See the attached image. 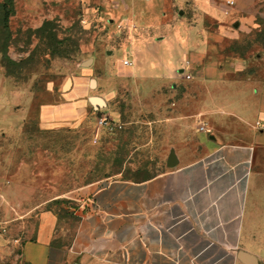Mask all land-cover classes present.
<instances>
[{"label": "rangeland", "instance_id": "1", "mask_svg": "<svg viewBox=\"0 0 264 264\" xmlns=\"http://www.w3.org/2000/svg\"><path fill=\"white\" fill-rule=\"evenodd\" d=\"M127 1L0 0V226L6 228L0 264H21L22 245L33 237L40 211L74 209L107 179H144L200 155L193 128L159 129L152 141L156 121L190 116L198 98L193 82L165 83L159 98L141 97L129 70L117 72L112 62L98 68L104 55L126 51L138 35L137 27L127 32L139 25ZM227 1L142 3L154 4L147 7L153 13L167 4L174 24H154L164 27L172 46L186 40L190 29L216 69L235 78L264 73V0ZM88 58L94 61L82 67ZM198 65L183 67L191 75ZM91 96L105 106H94ZM101 113L121 127L99 130L95 119ZM190 122L202 127L197 119Z\"/></svg>", "mask_w": 264, "mask_h": 264}, {"label": "crops", "instance_id": "2", "mask_svg": "<svg viewBox=\"0 0 264 264\" xmlns=\"http://www.w3.org/2000/svg\"><path fill=\"white\" fill-rule=\"evenodd\" d=\"M127 2L139 23L127 32L137 27L138 35L126 51L102 55L98 68L112 62L117 72L129 70L141 97L159 98L165 83L193 82L190 116L156 121L152 141L159 129L193 128L200 155L144 179H107L74 209L40 211L21 264H246L241 252L264 264V73L235 78L216 69L196 31L172 46L164 27H155L154 19L174 24L167 4L153 13L150 2ZM190 61L199 63L191 75L183 67Z\"/></svg>", "mask_w": 264, "mask_h": 264}, {"label": "built area", "instance_id": "3", "mask_svg": "<svg viewBox=\"0 0 264 264\" xmlns=\"http://www.w3.org/2000/svg\"><path fill=\"white\" fill-rule=\"evenodd\" d=\"M228 3H232V1H227ZM124 64L128 63V60H124L123 62ZM189 77V75H187V78ZM96 126L99 130H105L107 132H114L116 129L121 127V124L116 121L113 120L112 118L108 117L107 115L101 113L99 114L96 119ZM202 129V127H201ZM6 231V228L4 226H0V234L4 233Z\"/></svg>", "mask_w": 264, "mask_h": 264}, {"label": "water", "instance_id": "4", "mask_svg": "<svg viewBox=\"0 0 264 264\" xmlns=\"http://www.w3.org/2000/svg\"><path fill=\"white\" fill-rule=\"evenodd\" d=\"M92 62V58H88L80 63L82 67H87ZM70 82V81H69ZM93 82V81H92ZM93 84V83H92ZM69 85V84H68ZM68 87V86H67ZM66 87V88H67ZM90 101L94 106H105V101L99 96H91ZM240 257L243 258L246 264H258L256 257L246 254L244 252L240 253Z\"/></svg>", "mask_w": 264, "mask_h": 264}, {"label": "bare ground", "instance_id": "5", "mask_svg": "<svg viewBox=\"0 0 264 264\" xmlns=\"http://www.w3.org/2000/svg\"><path fill=\"white\" fill-rule=\"evenodd\" d=\"M69 84V80H66L65 84H64V88H66Z\"/></svg>", "mask_w": 264, "mask_h": 264}]
</instances>
